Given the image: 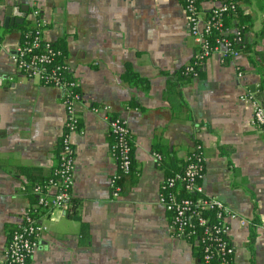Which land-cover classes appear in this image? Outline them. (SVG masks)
I'll return each mask as SVG.
<instances>
[{"label": "crops", "instance_id": "obj_1", "mask_svg": "<svg viewBox=\"0 0 264 264\" xmlns=\"http://www.w3.org/2000/svg\"><path fill=\"white\" fill-rule=\"evenodd\" d=\"M33 1L44 20L42 39L62 40L82 94L75 104L80 125L70 135L71 198L81 205L74 209L70 202L41 218L46 230L29 264H200L193 241L169 227L170 215L159 201L164 170L153 155L160 150L184 161L196 142L205 194L249 221L246 227L229 221L231 264H264V135L249 125L251 105L241 99L254 96L260 83L249 53L239 51L226 64L216 54L207 58L201 73L181 87L191 119H177L163 92L169 76L197 50L180 0ZM237 1L251 24L242 43L264 49V0ZM212 5L201 8L206 12ZM8 7L26 8L21 23L5 22ZM31 8L29 0H0V259L11 231L34 203L30 185L57 163L66 119L62 90L28 77L13 61L24 32L20 25L34 26ZM237 26L233 19L224 33L235 34ZM127 64L149 80L148 90L122 78ZM111 115L126 121L134 144L132 173L119 196L109 186L117 170L110 154Z\"/></svg>", "mask_w": 264, "mask_h": 264}, {"label": "built area", "instance_id": "obj_2", "mask_svg": "<svg viewBox=\"0 0 264 264\" xmlns=\"http://www.w3.org/2000/svg\"><path fill=\"white\" fill-rule=\"evenodd\" d=\"M31 1L29 12L33 27L23 32L21 43L13 54L16 67L28 77L38 80L43 85L61 89L63 92V106L66 119L60 136L58 164L54 167L52 175L44 184L36 183L32 186L35 201L23 214L9 235L0 264H29L31 256L38 247V241L46 227L41 218L53 209H66L71 201V189L74 182V149L70 135L77 131L79 115L75 111V104L81 100V92H75L71 87H78L77 80L64 82L60 77L61 66L52 65L55 51L51 41L42 39L44 20L38 8ZM191 35L197 42V50L193 55L192 63L186 64L185 71L196 75L194 65H203L205 60L216 54L221 60L239 54L232 46L231 40L221 28V17L224 13L235 8L233 0H180ZM211 2L213 5L204 12L203 3ZM218 29L220 35L213 40L208 37ZM235 39L241 41L237 31ZM1 38V35H0ZM72 72L66 64L63 66ZM72 77H75L72 72ZM251 105L249 125L264 135V106L250 93L241 97ZM108 110V105H103ZM99 111L98 106L92 107ZM109 132L115 135V142L110 145V154L116 162L117 170L112 174L109 186L113 196H119L120 187L117 184L123 173L130 170V146L127 142L129 129L126 121L116 115L107 116ZM157 162L161 157L154 153ZM186 165L181 172L171 177H164L159 187V201L164 210L170 215L169 227L173 234L185 237L198 247L200 264H229L233 259L235 247L230 237L229 221L238 220L242 227L249 221L232 211L215 195H207L203 190L201 181L204 176V163L201 145L195 143L185 157ZM181 187L189 195L180 196L175 191H164L165 188ZM24 187H22L23 189ZM54 191L51 192L50 189ZM163 190V191H162Z\"/></svg>", "mask_w": 264, "mask_h": 264}, {"label": "trees", "instance_id": "obj_3", "mask_svg": "<svg viewBox=\"0 0 264 264\" xmlns=\"http://www.w3.org/2000/svg\"><path fill=\"white\" fill-rule=\"evenodd\" d=\"M224 1H229V0H224ZM236 4L235 8L232 10H229L228 12L224 13L223 16L221 17V28L222 29H226L229 25L230 22L233 19H236L238 21V36L242 38V35L245 31H247V28H249L251 26V24L248 22V17H246L245 15H243V11L240 8L238 1L237 0H233ZM245 24V26H244ZM27 23H23L22 25H20V27L22 29H24L25 31H29L31 30V28L29 29L27 27ZM220 35V31L218 29H213V32L211 33V35H209V39L213 40L215 38V36ZM232 42V46L235 50L237 51H245L247 53H249V61L253 64L254 67H258L257 69L260 70V83H259V87L257 89V91L254 93V96L257 97L258 99L261 100V103L264 105V49L262 50H253L252 48H250V44H243L242 41H238L237 39H235L236 34H231V35H226ZM62 43V40H60V42H52V48L55 51V55L53 57V61H52V65H58L61 66L60 69V77L63 79L64 82H71V81H75L77 80L76 77H72V72H68L63 66L67 64L66 60H65V52L62 45L60 44ZM230 59V57H227L224 61V63L226 64L228 62V60ZM193 60V59H192ZM192 60L190 61L192 63ZM68 65V64H67ZM202 65H194V69L196 70V75H193L192 72H186L185 68L186 65L181 67L176 73L172 74L169 76L168 78V82L166 84V89L163 92V98L165 100H167L169 102L170 105V110L171 113L173 115V117L177 118V119H186V120H190L191 119V113L189 110L186 109L183 99H182V94H181V87L184 83L188 82L189 80H191L193 77L198 76L201 72H200V67ZM260 67V68H259ZM122 78L130 85L133 87H136L139 90H143L146 91L149 89V80L146 77L141 76L140 74H138L131 66L130 64H127L125 67V71L122 74ZM70 89L74 90L75 92H80V88L78 87H71ZM63 95H62V100H63ZM184 109L186 110V113L184 114ZM116 115H111V118H114ZM80 125V120H78V126ZM111 143L115 142L116 137L115 135L111 134ZM60 140V139H59ZM60 142V141H59ZM127 142L130 146V156H131V161H130V170L127 173H123L120 177V179L118 180L117 184L120 187V192H122L123 190H125L123 181L125 179L126 176H129L132 173V169H133V148H134V144H133V139H132V134L129 131V134L127 136ZM197 143V142H196ZM59 146V143H58ZM156 148V147H155ZM161 149V148H160ZM158 150V149H157ZM160 151V150H158ZM158 151H155V153L159 154L161 159L159 161V163H161V167L164 170V177H171L173 176L175 173L177 172H181L185 165H186V160L184 159V161H177L175 159H172L171 157L168 156V154H164L160 151V153ZM61 152V148L58 147V151H57V163L59 161V154ZM55 165V166H56ZM54 169V168H53ZM52 169V171H53ZM52 175V172L49 176H46L42 179L39 180L36 179L39 184H44L45 182H47L48 178ZM36 183H32L30 186L36 184ZM164 191H175L177 195L180 196H187L189 195L187 192H185L181 187L178 188H165L163 189ZM162 190V191H163ZM28 196L30 197V199L35 201V195L32 194L31 192L27 191ZM72 202V207L79 209L80 208V201L71 198ZM200 254V251H199ZM232 260L229 262V264H231Z\"/></svg>", "mask_w": 264, "mask_h": 264}, {"label": "water", "instance_id": "obj_4", "mask_svg": "<svg viewBox=\"0 0 264 264\" xmlns=\"http://www.w3.org/2000/svg\"><path fill=\"white\" fill-rule=\"evenodd\" d=\"M26 8L20 11H15L12 7H8L6 10L7 18L5 19V22H9L10 24L13 23H21L23 20V17L25 16Z\"/></svg>", "mask_w": 264, "mask_h": 264}]
</instances>
